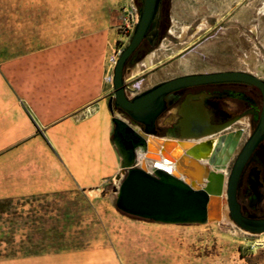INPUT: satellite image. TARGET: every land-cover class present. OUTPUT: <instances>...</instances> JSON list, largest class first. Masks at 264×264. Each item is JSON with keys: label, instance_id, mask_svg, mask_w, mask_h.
Listing matches in <instances>:
<instances>
[{"label": "rangeland", "instance_id": "rangeland-1", "mask_svg": "<svg viewBox=\"0 0 264 264\" xmlns=\"http://www.w3.org/2000/svg\"><path fill=\"white\" fill-rule=\"evenodd\" d=\"M263 1L165 2L166 27L147 54H154L150 68L141 67L127 82L147 55L125 67L127 97L189 74L242 71L264 79ZM135 11V0H0V62L20 69L22 85L32 82V102L41 116L70 124L104 121L96 137L81 132L62 144L61 133L53 135V148L78 167V175L88 163L95 162L96 170L100 165L94 185L0 202V264H264V234H245L229 215L226 222L172 225L116 209L111 189L119 185V157L107 104L114 100L113 58L131 37L122 26ZM165 149L166 160L180 157ZM148 152L155 159L154 145ZM180 173L193 174L184 167ZM31 256L44 257L15 262Z\"/></svg>", "mask_w": 264, "mask_h": 264}, {"label": "water", "instance_id": "water-1", "mask_svg": "<svg viewBox=\"0 0 264 264\" xmlns=\"http://www.w3.org/2000/svg\"><path fill=\"white\" fill-rule=\"evenodd\" d=\"M161 17V0H141L137 22L127 46L119 53L113 67L111 85L114 105L124 111L133 121L143 128L131 126L119 115L113 113L111 101L107 105L113 124L112 145L119 157V182L111 191L115 195L116 209L127 216L161 224L191 225L206 224L221 220L223 203L227 206L230 220L239 229L253 235L264 234V218L252 219L243 215L237 199V187L246 164L257 146L264 141V79L242 71H223L198 73L179 76L163 81L136 94L132 98L126 95L124 70L127 62L143 41L155 48L158 39V27ZM219 82H242L253 85L261 92L263 108L259 122L248 140L237 154L229 174L225 179L223 172L235 154L242 131L238 130L208 141V136L224 128L209 131L205 127L202 110L187 104L182 106L183 120L180 135H170L182 145L186 141L193 144L185 150L183 156L174 162L165 159L164 138L157 135L156 122L165 111V97L181 88ZM153 144L158 155L165 159L175 174H169L155 167L148 146ZM170 153L174 154V147ZM138 153L150 167L152 174L138 162ZM156 158V157H155ZM184 167L193 174L180 173ZM257 174L253 170L248 183L254 188ZM262 199L258 195L250 206Z\"/></svg>", "mask_w": 264, "mask_h": 264}, {"label": "crops", "instance_id": "crops-1", "mask_svg": "<svg viewBox=\"0 0 264 264\" xmlns=\"http://www.w3.org/2000/svg\"><path fill=\"white\" fill-rule=\"evenodd\" d=\"M20 78V69L16 71L12 64L0 62V202L94 185L101 178L100 163H97V170L93 168L95 171L92 165L96 163H88L81 168L84 174L78 175L75 171L78 167L53 148L57 145L53 135L60 132L62 144L81 132L96 137L104 121L96 125V117L92 123L70 124L64 119L48 121L33 105L32 97L37 92L32 82L22 85ZM43 257L31 256L15 262L32 263Z\"/></svg>", "mask_w": 264, "mask_h": 264}, {"label": "flooded vegetation", "instance_id": "flooded-vegetation-1", "mask_svg": "<svg viewBox=\"0 0 264 264\" xmlns=\"http://www.w3.org/2000/svg\"><path fill=\"white\" fill-rule=\"evenodd\" d=\"M168 1L170 0H161L160 20L162 15L163 17L165 16L164 3ZM160 39L161 34L158 33L156 45ZM145 42V48H152L147 41ZM184 104L202 110L206 120L205 127L209 131L224 128L220 132L210 134L207 138L208 141L216 140L223 135L238 130L242 131L239 145L234 154L235 156L233 155L232 157V160H235L237 154L259 122L263 108V97L258 88L242 82H219L181 88L165 97V111L156 122L158 136L180 135L179 125L183 120L181 113ZM111 108L113 113L120 117H125L128 123L130 122L131 124H129L131 126L133 125L134 128H143L140 123L133 121L124 111L117 108L113 100L111 101ZM253 170L257 174V181L254 188L248 183L249 175ZM240 179L241 185L237 187V199L241 204L243 215L248 218L249 216H261L260 211L264 201V141L252 153ZM258 195L262 196L261 201L250 206L253 199Z\"/></svg>", "mask_w": 264, "mask_h": 264}, {"label": "bare ground", "instance_id": "bare-ground-1", "mask_svg": "<svg viewBox=\"0 0 264 264\" xmlns=\"http://www.w3.org/2000/svg\"><path fill=\"white\" fill-rule=\"evenodd\" d=\"M260 11L261 13H264V1L260 7ZM153 57H154V54L153 53H150L149 55H147L140 63H138L132 70L131 72L128 74L127 76V82L128 81H132L133 79H135L137 76L140 75L141 73V67H144L145 69H149L151 64H152V60H153ZM151 83V80H148L147 81V84L150 85ZM146 85V84H145ZM184 142L182 145L180 144L179 141H177V139H174V138H169L168 136L167 137H164L162 140H161V143H163L164 145H168V146H173L175 149L174 152H178V154L180 156H183L184 153H185V150L189 149L192 147L193 144H188L186 141H182ZM153 144H149L148 147H152ZM148 151H149V148H148ZM138 157H139V163H143L144 165V168L147 170V164H146V161L143 159L141 153H138ZM154 157H156L154 159V163L157 164L158 167L160 168H166V170H171V166H168L166 163L167 161L165 159H163L160 155L155 154ZM171 173L172 174H175V171L174 170H171ZM223 174L225 175V179L228 175V172L227 170H225L223 172ZM227 216H228V209H227V206L223 203V210H222V213H221V220L219 222H221L222 220L224 222L228 221L227 219ZM209 223H212V222H209ZM244 232V231H243ZM245 234H249L248 232H244ZM251 235V234H249Z\"/></svg>", "mask_w": 264, "mask_h": 264}, {"label": "trees", "instance_id": "trees-1", "mask_svg": "<svg viewBox=\"0 0 264 264\" xmlns=\"http://www.w3.org/2000/svg\"><path fill=\"white\" fill-rule=\"evenodd\" d=\"M136 4H137V7L139 9L140 8V1H136ZM164 19H165V16L163 17V15H162V18H161L160 23H159V34H161V32H162V28L164 30L165 27H166L165 25L163 26ZM145 47H146V42L143 41L142 44L139 46V48L135 51V53L129 59V61L127 62L125 67L132 66V65L138 63L139 61H141L152 50V48H145ZM240 185H241V179L239 181L238 187ZM125 216H127V215H125ZM127 217L133 218V217H130V216H127ZM249 218L262 219V218H264V216H249ZM134 219H136V218H134Z\"/></svg>", "mask_w": 264, "mask_h": 264}, {"label": "built area", "instance_id": "built-area-1", "mask_svg": "<svg viewBox=\"0 0 264 264\" xmlns=\"http://www.w3.org/2000/svg\"><path fill=\"white\" fill-rule=\"evenodd\" d=\"M136 22H137V13L135 11L134 17H132L130 20H126L124 25L122 26V33L124 36L129 37L132 35ZM119 53H120V51L118 52V54ZM116 59H117V57L113 58V64L115 63ZM141 155L143 157V154H141ZM167 165L169 166V164H167ZM136 166L139 167V160H138ZM155 167L171 174V170H166V168L162 169V168L158 167L157 164H155ZM147 172L149 174H152V172L150 171V167L148 165H147ZM259 245L264 248V239H262V241H260Z\"/></svg>", "mask_w": 264, "mask_h": 264}]
</instances>
